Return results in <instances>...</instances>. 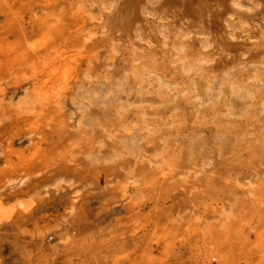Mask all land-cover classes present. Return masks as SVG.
I'll use <instances>...</instances> for the list:
<instances>
[{"label":"rangeland","instance_id":"rangeland-1","mask_svg":"<svg viewBox=\"0 0 264 264\" xmlns=\"http://www.w3.org/2000/svg\"><path fill=\"white\" fill-rule=\"evenodd\" d=\"M156 1L93 47L117 0H0V264H264V16Z\"/></svg>","mask_w":264,"mask_h":264},{"label":"bare ground","instance_id":"bare-ground-1","mask_svg":"<svg viewBox=\"0 0 264 264\" xmlns=\"http://www.w3.org/2000/svg\"><path fill=\"white\" fill-rule=\"evenodd\" d=\"M146 0H117L116 5L112 11L109 13H101L104 15L101 23L105 28L103 36H92V38L88 39V46L93 47H110L113 40H119L120 38L128 40L132 35L131 29L132 27L139 26V23L143 24L145 21H149V14L145 15L143 11V4ZM154 4V7L159 9L158 11L161 13H165L168 10L172 15V20L179 19L182 21L183 19H190L192 21L191 24L194 23V26L199 23V26H204L205 30L214 32V38L216 42L215 45H220L222 47L221 50H225L228 48H241L244 49L246 43H233L227 35L231 31L230 29L234 24H238L241 29H249L252 24L251 21L253 18L261 14V17L264 16V0H158ZM93 5V4H92ZM83 7V6H82ZM111 8V7H110ZM153 8V10H154ZM87 9V8H86ZM93 9V8H92ZM94 10V9H93ZM18 12V11H17ZM79 12V11H78ZM148 13V12H146ZM34 14V13H33ZM78 14V13H77ZM158 14L157 16L159 17ZM85 15V14H84ZM151 15V14H150ZM185 17L182 19V16ZM237 15V21L234 22ZM152 16V15H151ZM87 17V16H86ZM101 17V15H100ZM181 22L184 24L185 21ZM152 21V20H151ZM164 21V20H163ZM166 22V21H165ZM100 23V24H101ZM150 23V22H149ZM188 23V21H187ZM186 23V24H187ZM152 24V23H151ZM149 24V25H151ZM148 25V26H149ZM192 26V25H191ZM190 26V27H191ZM257 26V25H256ZM86 27V26H85ZM88 27V26H87ZM141 27V26H140ZM147 27V26H146ZM152 27V26H151ZM230 27V29H229ZM142 28V27H141ZM187 28V27H186ZM195 30L198 28L194 27ZM193 28V29H194ZM200 28V27H199ZM198 28V29H199ZM84 29V28H83ZM88 29V28H87ZM150 29V28H149ZM190 30L188 36L185 38V41L193 38V31ZM201 29L204 30L202 27ZM233 29V28H232ZM237 29V28H236ZM82 30V29H81ZM154 30V29H153ZM251 30V29H249ZM87 31V30H86ZM103 31V30H101ZM144 31V29H143ZM187 31V30H186ZM192 31V32H191ZM253 31V29H252ZM184 32V31H183ZM190 32L192 34H190ZM199 32V31H198ZM208 32V33H209ZM233 32V31H231ZM230 32V33H231ZM75 33V31H74ZM94 33V32H93ZM166 33V32H165ZM211 33V34H212ZM244 33V32H243ZM246 33V32H245ZM248 33V32H247ZM246 33V34H247ZM262 33V32H261ZM260 33V34H261ZM157 34V33H156ZM177 34V33H176ZM190 34V35H189ZM263 34V33H262ZM153 35V34H152ZM167 35V33H166ZM256 35V34H255ZM208 36V35H207ZM211 36V37H213ZM254 36V35H252ZM210 37V38H211ZM228 37V38H227ZM258 37V36H256ZM200 38V37H199ZM84 39V38H83ZM212 39V38H211ZM66 40V39H65ZM145 40V39H144ZM149 40V39H148ZM153 40V39H152ZM245 40V38H244ZM261 40V39H260ZM258 40V41H260ZM264 40V38H263ZM91 42V44L89 43ZM157 41V40H156ZM166 41V40H165ZM86 42V41H85ZM159 42V41H158ZM157 42V43H158ZM212 42V41H211ZM210 42V43H211ZM213 42V43H215ZM248 42V41H247ZM143 43V42H142ZM187 43V42H185ZM261 41L258 44L261 45ZM145 44V42H144ZM151 44V43H150ZM159 44V43H158ZM157 44V45H158ZM212 44V43H211ZM249 44V43H248ZM247 44V45H248ZM254 44V43H251ZM263 44V43H262ZM156 45V47H157ZM250 45V44H249ZM31 46V45H30ZM87 46V45H86ZM146 46V45H145ZM144 46V47H145ZM183 46V45H182ZM186 46V45H185ZM196 46V45H195ZM200 46V45H198ZM93 47L92 50L94 49ZM166 47V46H165ZM170 47V46H169ZM246 47V46H245ZM252 48V46L250 45ZM249 47V48H250ZM185 48V47H184ZM250 48V49H251ZM260 48V47H259ZM89 49V48H88ZM248 49V48H247ZM55 50V49H54ZM53 50V52H54ZM81 50V49H80ZM90 50V49H89ZM183 50V49H182ZM207 50V49H206ZM218 50V49H217ZM220 50V53L222 52ZM97 51V50H96ZM203 51V50H202ZM113 52V50H112ZM111 52V53H112ZM90 53V52H89ZM56 54V53H55ZM115 54V53H113ZM219 54V53H218ZM244 54V53H243ZM92 55V54H91ZM188 55V54H187ZM263 55V54H262ZM57 56V55H56ZM85 56V55H84ZM78 57V56H77ZM80 57V56H79ZM94 57V56H93ZM110 57V56H109ZM204 57V56H203ZM48 58V56L46 57ZM81 58V57H80ZM213 58V57H212ZM228 58V57H227ZM112 59V58H111ZM207 59V58H206ZM214 59V58H213ZM48 60V59H47ZM102 60V59H101ZM144 60V59H143ZM69 61V60H68ZM156 61V60H155ZM215 61V60H214ZM217 61V60H216ZM107 62V61H106ZM176 62V61H175ZM234 62V61H233ZM156 64V63H155ZM179 64V63H178ZM216 64V63H215ZM162 65V64H161ZM199 65V64H198ZM241 65V64H240ZM33 66V65H32ZM157 66V65H156ZM192 66V65H191ZM105 67V66H104ZM144 67V66H143ZM88 68V67H87ZM168 68V67H167ZM254 68V67H253ZM86 69V68H83ZM103 69V68H102ZM141 69V68H140ZM91 70V69H88ZM138 70V69H137ZM150 70V69H149ZM83 71V70H82ZM102 71V70H101ZM152 71V70H151ZM194 72V70H193ZM52 73V72H51ZM83 73V72H82ZM133 73V72H132ZM162 73V72H161ZM169 73V72H168ZM198 73V72H197ZM145 74V73H144ZM180 74V73H179ZM161 75V74H160ZM174 75V74H173ZM182 75V74H181ZM186 75V74H185ZM241 75V74H240ZM239 75V76H240ZM32 76V75H31ZM136 76V75H135ZM139 76V75H138ZM164 76V75H163ZM233 76V75H232ZM145 77V76H144ZM192 77V76H191ZM141 78V77H140ZM143 78V77H142ZM141 78V80H142ZM165 78V77H164ZM229 78V77H228ZM134 79V78H133ZM150 79V78H149ZM154 79V78H153ZM152 79V80H153ZM239 79V78H238ZM244 79V78H243ZM249 79V78H248ZM58 80V79H57ZM56 80V81H57ZM131 80V79H130ZM146 80V79H145ZM247 80V79H246ZM126 81V80H125ZM171 81V80H170ZM124 82V81H123ZM178 82V81H177ZM44 83V82H43ZM66 83V82H65ZM108 83V82H107ZM110 83V82H109ZM112 83V82H111ZM48 84V83H47ZM58 84V83H57ZM143 84V83H142ZM145 84V83H144ZM88 85V84H87ZM129 85V84H128ZM149 85V84H148ZM95 86V85H94ZM99 86V85H98ZM124 86V85H123ZM135 86V85H134ZM251 86V85H250ZM113 87V86H112ZM175 87V86H174ZM191 87V85H190ZM83 88V87H82ZM119 88V87H118ZM53 89V88H52ZM51 89V90H52ZM55 89V88H54ZM84 89V88H83ZM91 89V88H90ZM140 89V88H139ZM187 89V88H186ZM95 90V89H94ZM136 90V89H135ZM149 90V89H148ZM53 91V90H52ZM145 92V91H144ZM62 93V92H61ZM153 93V92H152ZM151 93V94H152ZM167 93V92H166ZM176 93V92H175ZM92 94V93H91ZM103 94V93H102ZM110 94V93H109ZM147 94V93H146ZM156 94V93H155ZM73 95V94H72ZM103 96V95H102ZM105 96V95H104ZM150 96V95H149ZM158 96V94H157ZM105 98V97H104ZM110 98V97H109ZM99 99V98H98ZM113 100V99H112ZM84 102V100H83ZM121 102V101H120ZM101 104V103H100ZM105 104V103H104ZM103 104V105H104ZM120 104V103H119ZM132 105V104H131ZM78 106V105H77ZM128 106V105H127ZM76 107V106H75ZM121 107V106H120ZM119 109V108H118ZM263 109V108H262ZM119 118V117H118ZM164 125V124H163ZM127 129V128H126ZM135 129V128H134ZM129 132V131H128ZM218 135V134H217ZM217 139V138H216ZM133 142V141H132ZM125 143V142H124ZM191 143V142H190ZM189 143V144H190ZM189 147V146H188ZM115 153V151H114ZM90 155V154H89ZM212 160V159H211ZM260 165V164H259ZM236 180V179H235ZM249 191V190H248ZM247 193V192H246ZM249 194V193H248ZM235 199V198H234Z\"/></svg>","mask_w":264,"mask_h":264}]
</instances>
